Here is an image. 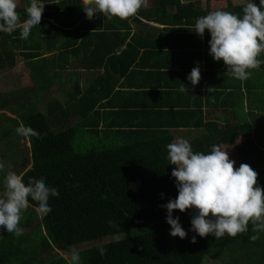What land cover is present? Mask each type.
<instances>
[{"label": "trees", "instance_id": "16d2710c", "mask_svg": "<svg viewBox=\"0 0 264 264\" xmlns=\"http://www.w3.org/2000/svg\"><path fill=\"white\" fill-rule=\"evenodd\" d=\"M154 1L152 10L141 8L138 16L130 18L137 20L151 12L164 24L183 26L175 30L185 31L189 26L195 31L196 19L210 12L196 2ZM42 2L45 8L41 23L31 30L26 40L20 38L19 30L12 34L0 33V72L14 67L18 54L32 60L34 72L31 76L33 85L17 88L11 95L0 92V112L18 115L17 118L5 117L6 123L0 121V144L8 143L17 134L15 130L21 122L40 132L41 139L29 138L30 156L24 150H17L21 152L15 153L14 160H20L19 171L23 170L21 176L26 185L32 178L44 179L49 187L58 190L59 195L50 197L51 212L45 216L37 213V203L29 198L30 206L19 225L25 233L19 237L0 229V264H77L60 256L58 251H70L82 243L105 238L114 240L75 252L79 255L78 264H206L208 260L223 264H264V232L258 234V240L251 242L250 237L257 235L251 224L246 233L235 238L227 235L221 239L212 235L201 238L191 231L196 210L184 213L177 210L173 212V218L179 217L188 235L183 240L170 235L167 210L161 206L178 197L176 180L171 175L174 166L170 165L167 154V145L174 142L173 137L167 132L135 129L127 120L118 118L111 127L100 126L99 116L92 117L91 114L96 100L103 95H95L93 90L84 91L79 78L82 69L80 65L72 66L81 62L89 69L94 68L91 65L96 59L92 47L88 48L90 40L95 35L100 36V30L108 32V23L103 28L101 24L100 27L96 25L97 33L88 32V26L103 16L97 14L91 20L82 21L87 17L82 0ZM17 5L23 21L27 18L25 10L30 6V0H17ZM245 5L221 10L242 17ZM175 8L174 19L163 20L162 16H168ZM127 29H130L129 25ZM127 38L128 34H125L120 43H113V39L102 45L104 49L97 67L108 69L110 56H115ZM51 53L53 55L44 58ZM259 59L264 61V53ZM213 62L215 68L207 75L199 64L201 80L192 89L208 81L212 90H208L211 98L206 102L212 103L215 109L223 106L227 112L233 111L237 121L232 123L226 118L222 127L214 124V136L200 135L204 142L192 149L207 154L213 145H224L222 150H228L235 167L238 169L241 164L254 167L258 185L264 187V85H249L250 78L243 82L227 76L224 62ZM216 68H221L218 75L210 76ZM192 69L183 73L185 83L191 84L188 76ZM253 71L260 72V78L264 80V63ZM220 78L224 79L220 81ZM55 84L63 88L62 100L45 103L39 99L44 92L52 94L54 89L51 88ZM3 116L0 115V119ZM248 117H252L251 121ZM3 181L4 175L0 172V185ZM193 236H196L195 244L191 242ZM229 246L226 255L223 250ZM101 248L105 249L104 256L100 255Z\"/></svg>", "mask_w": 264, "mask_h": 264}, {"label": "clouds", "instance_id": "9594fccd", "mask_svg": "<svg viewBox=\"0 0 264 264\" xmlns=\"http://www.w3.org/2000/svg\"><path fill=\"white\" fill-rule=\"evenodd\" d=\"M83 11L89 20L101 14L106 21L113 18L127 20L148 6V0H82ZM17 0H0V33L12 34L19 30L20 38L27 39L31 30L40 25L45 4L42 0H30L26 8L27 18L21 21L17 12ZM242 17L230 11H210L195 21V33L203 37L207 30L210 35V55L216 62L223 61L227 68L225 75L245 81L251 70L259 69L264 63L259 57L264 53V0L248 2L242 9ZM188 80L193 86L199 84L201 71L199 65L193 68ZM212 88L209 89V91ZM186 87H181L184 92ZM16 133L24 138H42V134L23 122ZM46 135V134H45ZM171 173L176 180L178 197L161 207L167 210V223L171 226L170 235L180 239L187 238V232L173 218L174 211L181 213L195 209L197 215L191 220V231L199 237L209 235L221 239L225 235L235 238L246 233L249 224L257 235L251 242L259 239L264 232V187L258 185V173L248 164L237 169L235 161L229 158L228 150L213 145L209 153L194 152L185 138H178L167 145ZM5 165L0 162V171ZM4 192L0 195V229L19 237L23 229L19 226L23 213L28 209L29 198L37 203L36 211L45 216L51 212L50 197L59 192L49 187L44 179L32 178L26 185L23 177L8 171L4 178ZM163 195V194H162ZM111 223V222H110ZM191 242L197 243L196 236ZM100 255H105L101 248ZM74 262L79 261L77 253L72 254Z\"/></svg>", "mask_w": 264, "mask_h": 264}, {"label": "crops", "instance_id": "0c3cea01", "mask_svg": "<svg viewBox=\"0 0 264 264\" xmlns=\"http://www.w3.org/2000/svg\"><path fill=\"white\" fill-rule=\"evenodd\" d=\"M222 1L224 7L211 8L208 4L205 6V0H181L182 3H200L201 8L207 11L228 9V7L240 6L252 1L257 3L259 0ZM154 5V0H148V6L144 11L152 10ZM175 12H177L176 8L168 16H162L163 20H173ZM86 18L84 17L82 21ZM106 23L109 26L108 32L100 30V36L95 35L88 47H92L95 52L96 63L104 49L102 45L106 42L110 43L113 39V43H120L124 35L128 34L126 42L116 50L115 56L114 54L110 56L108 69L105 66L97 67L96 63L91 65V68L94 66L93 69H89L81 62L72 66L80 65L79 68L82 69L79 78L84 91L93 90L95 95L100 93L103 95L101 99L96 100L94 111L91 114L92 117L99 116L100 126L111 127L117 118L127 120L135 126V129L167 132L174 141L178 138H185L194 148L204 142L200 135L214 136V124L222 127L226 118H229L232 123L237 121L236 113L233 111L227 112L223 106L215 109L212 103L206 102L208 98H211L208 95L210 88L208 81H204L202 85L193 90V85L185 83L182 78L183 73L187 74L197 63V65L201 64L203 67L201 71L206 72V75L209 70L212 71L215 68L213 67L214 59L209 53L211 36H208L210 33H206L207 30L203 37L191 31L189 26L185 31L175 30L183 26H173L168 22L164 24L159 21L157 14L148 12L146 16H139L137 20L130 18L127 22L120 19L105 22L103 17L97 23H91L92 27L88 26V32H96V25L100 27L99 24H101L103 28ZM128 25L130 29H127ZM113 26H117V29L111 30ZM115 34L121 35L117 37ZM17 57L24 59L28 65V68L22 66L27 71L25 76L28 79L20 88L33 85L32 60H26L19 54L15 56V65L10 69L11 71L0 72V77L4 81L8 79L7 75L16 69ZM220 70L221 68H216L210 76L218 75L217 72ZM206 75L203 76L204 80L207 78ZM260 77V72L251 70L249 85L262 83L263 86L264 80ZM222 79L224 78H220V81ZM186 86L187 90L181 92L180 88ZM16 89L11 91L14 92ZM52 89L64 95L63 88L60 86L55 84ZM11 91L6 90L4 94L11 95ZM221 99H223L222 96ZM245 99L248 103L247 97ZM179 104L183 105L182 108ZM177 110L182 112L177 113ZM3 111L0 113L6 114ZM248 118L251 121L252 117ZM223 148L224 145H222Z\"/></svg>", "mask_w": 264, "mask_h": 264}, {"label": "rangeland", "instance_id": "374dc122", "mask_svg": "<svg viewBox=\"0 0 264 264\" xmlns=\"http://www.w3.org/2000/svg\"><path fill=\"white\" fill-rule=\"evenodd\" d=\"M240 2H242V1H240ZM207 4L210 5L211 8H216L217 6H223V7L225 6L223 4L222 0H205V6ZM51 55H53V53L45 55L44 58H48ZM23 65L28 68V65L25 62V60L22 59L21 57H17L16 69L12 73H9L7 75L8 79L6 81H4L0 77V92L4 93V92H6V90L11 91L12 89H15V88L19 89L20 87H23V83L27 82V79H28L25 76V75H27V73H26L27 71L25 68L22 67ZM7 93H10V92H7ZM39 99H42L45 103H49L53 99L62 100L63 96L59 92H55L53 90L52 94H50V95L48 93L44 92L43 95L39 97ZM239 110H240V108H239ZM3 112L6 114H0L2 116L5 115V116H3V118L0 119V121L2 123H6L5 117L17 118V116H18V115H14L8 111H3ZM9 140L10 141L8 143L0 144V162H3L5 165L4 169L0 172L4 175V178L7 174V170H14V171L16 170L17 172L19 171V168L21 165L20 160L19 159H17L16 161L14 160V156H15L16 152L19 153V152L24 150L27 153L26 155L30 156V154H31L29 138H24L21 136L19 138L17 136V134H15L13 136V138H11ZM13 141H16V142L13 143ZM7 144H9V145H7ZM13 145H14V147H13ZM14 149H15V151H13ZM17 150H21V151H17ZM30 167H31V164L28 168H30ZM252 169H254V167H252ZM22 173H23V170L19 171L17 174L22 175ZM4 190L5 189H4V183H3L2 185H0V195L3 194ZM27 232H29L28 229H27ZM23 233H25V230L23 231ZM105 239H107V238H105ZM105 239L82 243L80 245L72 247V250H70V251H66V252H62V251H58V250L57 251L60 254V256L65 257V258L69 259V261H71L72 260V254L74 252H80L83 250H87V249L96 247L97 245H100L104 242H110V241L114 240V238L107 239V240H105ZM226 241H230V239L226 238ZM232 245H235V244H232ZM230 247L231 246H229L227 249L223 250L224 254L227 255V253H229ZM234 247L235 246L232 247V250L234 249ZM226 255H223V256L225 257ZM206 264H223V262L222 261L219 262V261H215V260H208L206 262Z\"/></svg>", "mask_w": 264, "mask_h": 264}]
</instances>
